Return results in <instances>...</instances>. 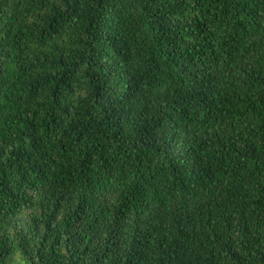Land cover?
<instances>
[{
  "label": "trees",
  "instance_id": "1",
  "mask_svg": "<svg viewBox=\"0 0 264 264\" xmlns=\"http://www.w3.org/2000/svg\"><path fill=\"white\" fill-rule=\"evenodd\" d=\"M0 264H264V0H0Z\"/></svg>",
  "mask_w": 264,
  "mask_h": 264
}]
</instances>
